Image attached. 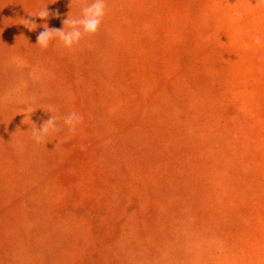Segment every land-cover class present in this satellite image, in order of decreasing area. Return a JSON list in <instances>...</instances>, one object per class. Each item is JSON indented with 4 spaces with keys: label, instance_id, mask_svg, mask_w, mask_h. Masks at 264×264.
Masks as SVG:
<instances>
[{
    "label": "rangeland",
    "instance_id": "rangeland-1",
    "mask_svg": "<svg viewBox=\"0 0 264 264\" xmlns=\"http://www.w3.org/2000/svg\"><path fill=\"white\" fill-rule=\"evenodd\" d=\"M91 2L0 0V264H264V0H105L36 44Z\"/></svg>",
    "mask_w": 264,
    "mask_h": 264
},
{
    "label": "clouds",
    "instance_id": "clouds-1",
    "mask_svg": "<svg viewBox=\"0 0 264 264\" xmlns=\"http://www.w3.org/2000/svg\"><path fill=\"white\" fill-rule=\"evenodd\" d=\"M106 3L105 0H92L87 7L81 10V14L77 18H67L63 21L61 29L49 28L46 24L43 25L44 30L41 31L37 37V43L41 48L47 49L54 40H59L65 48H72L74 45L80 43L84 35L95 34L103 21L105 16ZM30 17H38L41 20H46L49 16L47 7L42 8L34 15L29 14ZM28 23L24 24L29 30H35L38 25L29 19ZM30 25H36L31 27ZM67 25V30L65 26ZM51 110H49L50 112ZM31 119V115L27 117ZM82 116L75 111L69 112L64 118L63 122L69 130L74 131L82 121ZM56 118L52 115L44 121L39 127L32 129V139L36 143H41L44 137L50 133L58 131Z\"/></svg>",
    "mask_w": 264,
    "mask_h": 264
}]
</instances>
